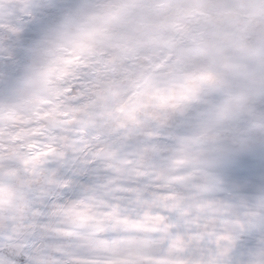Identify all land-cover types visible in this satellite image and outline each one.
I'll return each mask as SVG.
<instances>
[{"label":"snow or ice","instance_id":"snow-or-ice-1","mask_svg":"<svg viewBox=\"0 0 264 264\" xmlns=\"http://www.w3.org/2000/svg\"><path fill=\"white\" fill-rule=\"evenodd\" d=\"M0 264H264V0H0Z\"/></svg>","mask_w":264,"mask_h":264}]
</instances>
